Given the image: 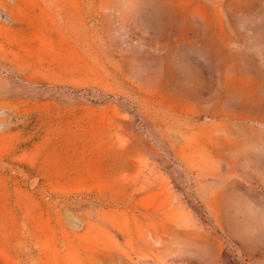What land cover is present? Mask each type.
Returning <instances> with one entry per match:
<instances>
[{
  "label": "rangeland",
  "instance_id": "1",
  "mask_svg": "<svg viewBox=\"0 0 264 264\" xmlns=\"http://www.w3.org/2000/svg\"><path fill=\"white\" fill-rule=\"evenodd\" d=\"M0 264H264V0H0Z\"/></svg>",
  "mask_w": 264,
  "mask_h": 264
}]
</instances>
